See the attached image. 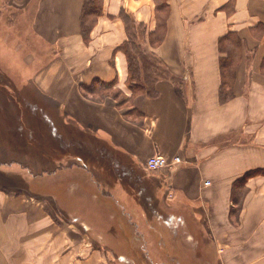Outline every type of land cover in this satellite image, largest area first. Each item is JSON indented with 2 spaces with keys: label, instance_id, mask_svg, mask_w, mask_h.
Here are the masks:
<instances>
[{
  "label": "crops",
  "instance_id": "crops-1",
  "mask_svg": "<svg viewBox=\"0 0 264 264\" xmlns=\"http://www.w3.org/2000/svg\"><path fill=\"white\" fill-rule=\"evenodd\" d=\"M229 1L167 0L165 33L152 47L148 34L157 23L154 0H103L102 12L87 41L80 34L85 0H0V10L21 15L28 12V20L16 19L3 36L2 30L0 43L4 45L14 35L12 50L21 48L27 38L25 30L31 34L32 48H45L40 51L45 53L43 65L34 53L25 59L32 65L30 81L25 79L28 118L13 121L29 136L28 130L34 127H23L22 123L37 118L34 108L38 109L35 121L43 124L54 118L55 142L57 137L60 141L54 151L59 161L58 181L62 180L59 171L84 170L81 157H63L67 152L63 139L69 129L74 132L72 128L77 132L72 137L105 142L120 156V162L113 165L118 170L147 172L145 161L153 155L179 156L183 160L180 165L143 173L149 182V201L180 209L189 234L199 239L195 243L206 245L211 252L212 264H264V175L250 174L264 170V0H234L230 10L226 7ZM120 12L136 27L142 24L146 28L141 39L146 51L162 61L174 78L157 79L156 95L138 93L132 106H127L133 94L127 86L126 56L117 49L127 39ZM258 30H262L260 38L256 37ZM229 31L237 32L245 46L237 64L234 95L221 103L218 40ZM244 53L250 56L249 61ZM96 80L112 84L105 91L113 90L114 95L85 93L81 86ZM120 95L123 100L118 99ZM133 109L140 115L130 114ZM35 128L45 139L46 129ZM16 141L12 146L19 150L28 145L25 137ZM6 144L11 146L8 140ZM77 147L75 144V154L80 153ZM11 149L0 144L1 163L12 159ZM37 153L46 155L47 148L42 146ZM19 154L16 151L15 157ZM70 161L64 168L62 163ZM32 162L38 168L48 166L47 159L40 156ZM87 183L93 187L97 184L88 177ZM84 187L90 188L89 184ZM94 197L108 204L106 218L114 219V223L92 227L86 218L77 216L80 233L72 225L62 230L53 226L54 216L46 211L0 210V264L122 263L100 248L134 251L138 256L134 264H154L145 253L152 244L131 216L120 209L117 198L99 191ZM26 201L28 198L22 199V203ZM150 219L157 220L153 215ZM154 223L156 228L146 224L148 235H166L161 225ZM113 225L117 235H124V241L112 237L109 227ZM75 231L82 238L98 241L94 247L103 246L89 248L90 241L76 246ZM152 239L157 242L156 237ZM173 242L174 238L169 242L166 237L167 251L174 249Z\"/></svg>",
  "mask_w": 264,
  "mask_h": 264
},
{
  "label": "rangeland",
  "instance_id": "rangeland-1",
  "mask_svg": "<svg viewBox=\"0 0 264 264\" xmlns=\"http://www.w3.org/2000/svg\"><path fill=\"white\" fill-rule=\"evenodd\" d=\"M154 1L156 3V15H166L167 0ZM162 3H164L165 6L158 7ZM226 7L229 10L231 9L230 4H227ZM2 8L8 10L4 6H2ZM33 12V10L30 12L31 19L33 18ZM16 19L28 20V12L21 15L0 10V33L4 30L2 32L3 34L1 33L2 36L6 34ZM157 29L160 30V27L158 28L156 23L154 30L156 31ZM143 30H146V28L142 27L141 39L144 36ZM23 32L27 38L24 40V43H22L23 45L21 48H14L12 50L11 44H15L12 39L14 35L11 36L4 45L0 43V144L5 145L7 148L9 146L12 148L11 152H13L12 155L9 156L12 159L8 162L1 163L2 156L0 155V210L19 211L29 209L30 211H46L49 215L54 216V218L51 219L53 226L62 230L63 227L68 228V225H72V228L77 230V233H80L77 227V222L79 221V219H76L77 216L86 218L84 221L91 223L92 227L98 225L104 226L106 222H108V224L114 223V219L106 218L107 215L105 213L110 209L108 204L97 201L94 197V194L98 191L100 193L113 194L118 200L117 205L131 216L132 222L136 224L138 230H142L143 237L147 242L154 244L152 236L148 235L149 231L147 232L145 229L146 224L156 228V224L154 223L156 222L161 225L166 233L167 236L161 234L155 236L158 240V242L155 243L157 248L154 249V246L149 248L150 246L147 245L148 250L145 253L148 255L149 262L151 259L154 264H165L167 262L165 259H167L170 264H209V262L212 264L213 258L211 252L205 249L206 245L200 246V244H196L195 241L199 240L198 237H192L189 234L188 225L182 217V211L173 207L175 206L173 204H152L148 199L150 198L148 179L143 178V173L146 171L128 172L113 167L114 163L120 162V156L109 150L108 147H106V143L100 139L98 140L96 138L94 140L92 137L89 138L87 136L80 139L76 137V135L72 137L71 134H77V132L70 126L74 132L69 129L70 132L68 136L63 139V145L67 150L66 154H63V157H78L79 159L81 157L84 170H62L59 171V173L62 174V180L58 181L56 179V172H58L56 168L59 161H56L54 151L56 145L60 144V141L57 137V142H55L56 128L55 123L52 121L54 118H48L47 122L43 124L42 122L35 121L34 119H38V109L34 108L33 114L34 117L37 118H31L32 120L28 121L29 124L22 123L23 127H28V125L34 127V129L28 130L29 136L27 132H23V129L18 128L19 124L13 121L17 118H28V116L25 115L28 114L30 102L24 95L27 93L26 89L28 90V88H25V79L30 81L29 73L32 69V65L25 61L26 58L30 57L28 53H34L33 56L37 57L38 63L42 65L43 63L41 60H46L44 57L45 53L40 52L44 51L45 48L42 47L40 49L37 45L32 48L34 43H31V34L28 36L25 30ZM80 34L82 36L81 29ZM136 34H139V32L136 31ZM238 36L241 40V48L239 46L236 52L238 54L240 51L239 57L241 58L245 44L243 43L244 40L242 37L239 34ZM261 36L262 30H258L256 37L260 38ZM136 38L142 45V49L146 50L145 42H141L139 36ZM22 39L23 38H21V40ZM231 40L237 43L235 37H231ZM245 59L249 61L250 56L245 54ZM252 59L253 58H251V60ZM161 68L160 66L159 69ZM176 84V86L181 89L179 86L181 84H178V82ZM90 86L93 87L96 92H99L101 96L114 95L113 90L103 91L97 83ZM136 96L137 94H133L127 106H132ZM118 99L123 100V95H120ZM23 106H25L26 109ZM20 108L24 109L27 113H24L21 109V114L19 115ZM123 108L127 109V107ZM39 111L41 110L39 109ZM35 127L46 129L45 139L39 134ZM24 137L28 145L24 149L22 148L23 151L14 148L13 146L17 145L16 139H24ZM6 140L10 142L11 146L6 144ZM75 144L78 145L77 148H79L78 151L80 153L75 154L73 152L75 150L73 149L75 148ZM42 146L47 148L46 155H39L37 153ZM16 151L20 153L17 155L18 157H15ZM37 156L47 159L48 166H46V168H38L36 162L33 164L32 161ZM14 157L16 159H13ZM146 162L147 160L145 161V167H147ZM71 163L72 161L69 163H62V165L66 168V166ZM149 172L151 173V170L146 173ZM136 174L138 178L135 177ZM87 177L96 181L98 185L96 184V186L93 187V184L87 183ZM78 184H80L81 187ZM86 184H89L90 188L84 187ZM61 186L62 188H60ZM136 194H138V197H136ZM23 198H28V202L22 203ZM137 198H139V202L135 201ZM3 199L5 202H2ZM138 212H140L142 216L146 215L147 219H150L153 215L157 220L152 221V219H150L151 222H149L147 219L140 217ZM178 215L180 217H178ZM69 216H71V218H68ZM73 216L75 219L72 218ZM55 217H58V219ZM75 220H77V222H75ZM114 227V225L109 227L112 232V237L116 241H119V238L124 241V235H117ZM73 233H75L73 237L75 238L76 246L77 244H83L84 246L90 241L89 248H92V244L99 243L92 238H82L81 234L76 235V231ZM166 237H168L169 242L172 241V238L175 240V242L172 243L174 249L169 252L166 250L165 245L162 247L160 244L164 242ZM172 244L170 243L171 246ZM102 246L103 245L98 247L93 246V249H99ZM200 247H202V249ZM100 251L108 253L112 259L114 258V260L117 259L119 262H122L119 264H134L133 261L138 258V256H135L134 251L129 252L120 249L106 251L103 248H100Z\"/></svg>",
  "mask_w": 264,
  "mask_h": 264
},
{
  "label": "trees",
  "instance_id": "trees-1",
  "mask_svg": "<svg viewBox=\"0 0 264 264\" xmlns=\"http://www.w3.org/2000/svg\"><path fill=\"white\" fill-rule=\"evenodd\" d=\"M228 4H230L233 8L234 0H230ZM163 6H165L164 3L160 4L158 7ZM101 12L102 0H85L80 17L81 33L85 41H87L89 34ZM120 16H122V19L126 26L127 39L117 49L123 52L126 56L128 70L127 86L129 87L132 94L141 93L147 95L148 97H153L156 95L154 82H156L157 79L164 77L174 80V78L171 76V73L169 72L168 68L164 66L162 61L155 58L152 52H147V49H142V45L138 42V39L136 37L139 36L141 39L143 26H141V24H138V27H136L131 18L123 12H120ZM165 18L166 15L157 16V27H160V30L157 29L156 31H151L148 34V42L152 47L156 46L162 41L163 31L165 33ZM136 31H138L139 34H136ZM145 32L146 30H143V34H145ZM231 37H235L237 39V43L234 42V40H231ZM239 46L241 48V40L238 36V33L235 31H229L226 35L218 40V50L220 53L218 62L221 75L218 98L221 103L227 102L234 95L237 64L240 60V51L237 54L236 49L238 50ZM160 66L162 67L161 69H159ZM95 83L99 84V87L103 89V91L105 89H109V86L112 85L100 82L98 80L93 82V84ZM81 87L85 93H93L95 91L91 86L82 85ZM130 114L140 115L138 114L137 109L131 110ZM258 173L264 175V170L250 172L251 175H255ZM236 195L238 194H235V196ZM234 200H236V197H234ZM152 237L154 238L155 236ZM156 241L158 242V240ZM157 242H154V244H152L154 248H157L155 244ZM163 245L167 246L166 238L164 239ZM165 260L167 261L165 264H169L168 260Z\"/></svg>",
  "mask_w": 264,
  "mask_h": 264
},
{
  "label": "built area",
  "instance_id": "built-area-1",
  "mask_svg": "<svg viewBox=\"0 0 264 264\" xmlns=\"http://www.w3.org/2000/svg\"><path fill=\"white\" fill-rule=\"evenodd\" d=\"M180 162H181V160L179 157H176L172 160H169L168 158H166L163 155H155V156L148 159L147 167L150 170H156L159 168L171 166L173 164H178Z\"/></svg>",
  "mask_w": 264,
  "mask_h": 264
}]
</instances>
